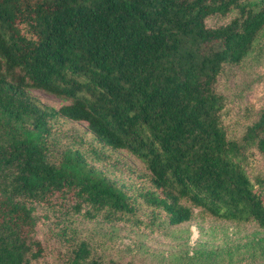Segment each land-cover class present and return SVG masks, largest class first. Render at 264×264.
I'll list each match as a JSON object with an SVG mask.
<instances>
[{
  "label": "trees",
  "instance_id": "1",
  "mask_svg": "<svg viewBox=\"0 0 264 264\" xmlns=\"http://www.w3.org/2000/svg\"><path fill=\"white\" fill-rule=\"evenodd\" d=\"M263 31L264 0H0V264H44L40 219L128 223L137 198L168 226L197 214L264 230V175L249 173L264 107L229 138L215 91ZM28 89L70 103L55 110ZM61 121L85 123L89 148L59 147ZM110 150L142 164L138 197L94 165ZM60 232L56 264H119Z\"/></svg>",
  "mask_w": 264,
  "mask_h": 264
},
{
  "label": "rangeland",
  "instance_id": "2",
  "mask_svg": "<svg viewBox=\"0 0 264 264\" xmlns=\"http://www.w3.org/2000/svg\"><path fill=\"white\" fill-rule=\"evenodd\" d=\"M236 12L223 18L211 17L208 27L228 23ZM252 53L239 66H227L218 77L215 91L225 99L223 125L229 138H239L245 127L256 120L264 107V31ZM28 94L39 103L59 109L70 103L36 89ZM59 147L86 150L92 136L85 123L61 121L53 128ZM105 158L94 165L121 187L130 197H138L149 184L142 164L129 152L105 151ZM250 160L251 176L264 175V157L254 153ZM91 157V156H90ZM136 215L128 223L108 225L100 220L87 222L79 218L59 224L50 215L36 225V238L45 248L44 264H56L58 255L67 245L61 235L62 227L71 238L88 242L96 256L105 262L119 264H264V230L254 223H235L195 215L191 222L168 226L162 212L147 208L137 198ZM44 214V211H41Z\"/></svg>",
  "mask_w": 264,
  "mask_h": 264
}]
</instances>
